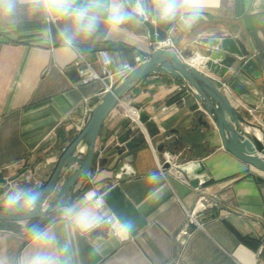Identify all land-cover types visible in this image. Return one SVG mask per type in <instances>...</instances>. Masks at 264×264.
I'll return each mask as SVG.
<instances>
[{
  "label": "crops",
  "instance_id": "crops-1",
  "mask_svg": "<svg viewBox=\"0 0 264 264\" xmlns=\"http://www.w3.org/2000/svg\"><path fill=\"white\" fill-rule=\"evenodd\" d=\"M204 2L206 11L191 28L175 21L168 35L172 51L211 77L235 109L260 125L264 119V0ZM44 26L43 16L28 13L14 26L0 20V39L4 41L0 43V178L26 170L10 187L33 188L44 182L54 155L75 137L103 95L99 81L83 82L79 71L86 66L78 57L61 58L58 41L42 38ZM62 26L60 20L51 25L53 37ZM223 38L244 44L260 79L241 70L245 60H237L223 79L203 68L205 43ZM80 47V56L100 74V51L109 53L111 69L120 72L117 69L122 63L133 68L137 61L147 60L155 43L149 41L141 24L130 23L108 37L101 26L97 36L82 41ZM196 57H200L197 66ZM181 85L166 76L146 78L105 120L95 144L93 169L77 183L71 201L88 191L101 193L113 211L134 222L135 230L127 241L114 239L106 228L75 237L77 264H92L93 257L97 264H256L257 256H264V173L222 150L213 124L191 94L178 89ZM136 105L165 133L169 144L163 151L179 154L178 163L201 162L209 181L193 188L184 175L188 183L174 172L160 174L158 138L125 153L134 156L133 176L113 179L120 160L115 141L130 126L123 111ZM152 172L160 176L155 185L147 182ZM200 198L211 205L199 211ZM195 209L201 228H192L186 238L178 237L188 213ZM56 213L40 223L56 219ZM26 226L14 223L0 230V254L22 252L27 244ZM57 229L63 235L59 221ZM97 246L99 251L94 250Z\"/></svg>",
  "mask_w": 264,
  "mask_h": 264
},
{
  "label": "water",
  "instance_id": "water-1",
  "mask_svg": "<svg viewBox=\"0 0 264 264\" xmlns=\"http://www.w3.org/2000/svg\"><path fill=\"white\" fill-rule=\"evenodd\" d=\"M174 23L162 24L149 18L141 25L149 41L157 44L168 39ZM1 42L4 41L0 39ZM205 45L207 49L203 68L213 76L223 79L237 60H245L241 63V70L254 79L261 78L256 63L249 58V52L240 40L209 39ZM153 76H166L181 83L213 124L219 134L222 150L245 165L264 173V119L260 125L249 121L239 109L233 107L211 77L209 78L188 61L182 60L176 52L159 48L154 50L147 60L118 77L91 109L75 137L54 155L55 162L48 177L44 182L33 187L39 188L44 194V203L40 213L29 218L31 221L53 215L57 212L58 203L72 202L75 186L93 169L96 159L95 144L105 120L129 92L144 79ZM134 108L139 110L140 125L128 126L115 141V151L120 158L113 171L115 181L125 180L134 175V156L125 153L142 147L148 139L161 140V145L157 148L159 152L169 144L165 133L160 132L151 117L137 105ZM261 109H264V104ZM199 121L201 122L202 118ZM202 124L206 125L205 122ZM103 162L106 163V160ZM165 167L168 168L169 165ZM178 170L186 176L193 188L202 186L210 179L207 170L199 161L182 164ZM25 171L15 177L0 178V194L6 192L10 184ZM14 223H28V221L9 214H0V230L7 229ZM97 261L98 259L93 257L92 264H97Z\"/></svg>",
  "mask_w": 264,
  "mask_h": 264
},
{
  "label": "clouds",
  "instance_id": "clouds-1",
  "mask_svg": "<svg viewBox=\"0 0 264 264\" xmlns=\"http://www.w3.org/2000/svg\"><path fill=\"white\" fill-rule=\"evenodd\" d=\"M206 11L204 0H0V20L15 25L24 13L43 16L42 38L59 43L61 58H76L82 54L80 44L97 36L103 26L105 37L125 25L144 23L149 18L168 24L178 19L186 28L196 24ZM57 27L55 37L51 25ZM126 72L130 66L119 65ZM160 180L156 172L147 177L155 185ZM44 194L39 188L14 185L0 194V214L27 220V244L17 256L0 254V264H77L74 238L88 236L106 228L116 240L127 239L135 230L133 221L113 211L103 194L88 191L80 199L58 203L56 219L47 224L29 218L40 213ZM63 225V235L57 229ZM99 251V247L94 248Z\"/></svg>",
  "mask_w": 264,
  "mask_h": 264
},
{
  "label": "built area",
  "instance_id": "built-area-1",
  "mask_svg": "<svg viewBox=\"0 0 264 264\" xmlns=\"http://www.w3.org/2000/svg\"><path fill=\"white\" fill-rule=\"evenodd\" d=\"M56 21H58V20H56ZM159 48H166V49L172 51L173 43L171 42V40L167 39L165 42L155 44V50L159 49ZM98 57L100 60L101 71H102L100 74L95 73L91 69L90 65L88 63H86V61L80 55L78 56V59L85 64L86 68L80 70L79 73L82 76L84 83H87L89 81H99L102 85V88H103L102 94H104L116 82L118 77L121 76L125 72H114L111 69V58H110L109 53L107 51H105V50L100 51L98 53ZM137 64H139V61H137ZM178 89L179 90L180 89L186 90V88L183 85L179 86ZM123 115L128 120L130 125H135V126L140 125L139 124V110L138 109H136L134 107H127L124 109ZM151 148H152V151L155 152L154 147L151 146ZM179 158H180L179 154H173V153L168 152V151L160 152V158L157 159L159 172L162 175L165 174L166 172H174L176 175L179 176V178L182 181H184L185 183H188L186 181V179L182 176L183 174L178 170V167L181 165L178 163ZM166 165H169V167L166 168L165 167ZM210 205L211 204H209L207 202V200L204 198H200L198 201L199 211L205 210V208L207 209ZM199 211H198V209H195V210L191 211L190 213H188L187 221H186L185 225L180 229V231L177 235L178 237L186 238V237L190 236V233H191L190 230L192 228L193 229L201 228V224L198 221ZM128 239H129V237L127 239H124L121 241H127ZM256 264H264V256L259 254L256 258Z\"/></svg>",
  "mask_w": 264,
  "mask_h": 264
},
{
  "label": "bare ground",
  "instance_id": "bare-ground-1",
  "mask_svg": "<svg viewBox=\"0 0 264 264\" xmlns=\"http://www.w3.org/2000/svg\"><path fill=\"white\" fill-rule=\"evenodd\" d=\"M197 58V57H196ZM200 58V57H199ZM199 58H197L196 59V61H194V64H196V66H197V64L199 63ZM192 62V61H191Z\"/></svg>",
  "mask_w": 264,
  "mask_h": 264
},
{
  "label": "rangeland",
  "instance_id": "rangeland-1",
  "mask_svg": "<svg viewBox=\"0 0 264 264\" xmlns=\"http://www.w3.org/2000/svg\"><path fill=\"white\" fill-rule=\"evenodd\" d=\"M186 162H179V164H185ZM24 167V166H23ZM25 167H27L28 168V165H25ZM9 189V188H8Z\"/></svg>",
  "mask_w": 264,
  "mask_h": 264
},
{
  "label": "trees",
  "instance_id": "trees-1",
  "mask_svg": "<svg viewBox=\"0 0 264 264\" xmlns=\"http://www.w3.org/2000/svg\"><path fill=\"white\" fill-rule=\"evenodd\" d=\"M41 219H37V220H32L33 222H40ZM44 224V223H42Z\"/></svg>",
  "mask_w": 264,
  "mask_h": 264
}]
</instances>
